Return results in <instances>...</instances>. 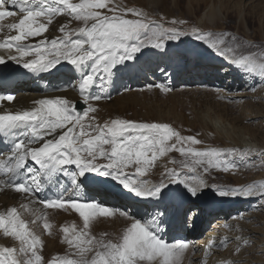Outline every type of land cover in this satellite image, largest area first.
<instances>
[{
    "label": "snow or ice",
    "instance_id": "6c2138e0",
    "mask_svg": "<svg viewBox=\"0 0 264 264\" xmlns=\"http://www.w3.org/2000/svg\"><path fill=\"white\" fill-rule=\"evenodd\" d=\"M129 15L136 18H127ZM60 16L68 18L57 28L60 35L45 37L44 33ZM72 21L81 22L82 26L73 28ZM170 23L182 25L186 22L172 20ZM191 31L196 40L226 57L241 74L264 80V51L237 54L241 47L256 45L251 42L238 44L235 36L229 41L227 33H205L195 27ZM185 34L179 27H165L148 20L140 10L116 6L113 0H0V50L7 52V56L0 55V64L11 60L32 74L59 72L66 68L67 72L79 77L78 82L72 84L76 75L71 76L66 87L78 91L81 101L88 105L80 112L76 101L56 96L37 99L31 108L0 111V138L8 145L6 158L0 159V192L10 189L21 194L28 201L21 204L25 210H29L30 205H42V209H31L35 217L31 223L41 221L48 234L53 225L43 210L72 209L83 221L80 231L74 224L61 229L62 242L75 249L73 255L77 258H54L49 264H179L189 248L184 240L166 241L160 234L162 221L156 217L148 219V214L138 215L94 200L73 198L72 188L62 187L54 196L38 195L58 184L61 175L71 174V183L78 189L77 177L96 173L110 177L137 198L163 202L168 195L164 189L173 184H183L186 192H181L180 196L185 200L200 198L203 190L209 187L203 179H185L176 168L167 169L159 183L141 179L147 176L158 157L170 151L191 158L190 163L187 159L179 162L190 172L197 167H202L204 173L213 167L229 172L241 166L232 153L188 146L202 141L182 136L166 123L113 119L100 125L92 123L95 117L87 125L83 123L90 112L97 111L91 101L104 98L92 92L98 83L103 87L114 73L122 70L120 65L135 59L142 48L162 49L165 41L179 40ZM36 37L42 39L29 42ZM149 87L171 91L164 85ZM14 99V95H0V102ZM241 161H244L243 155ZM129 168L134 171L126 172ZM212 189L221 198L258 197L264 201V184L212 185ZM116 215L131 221L117 240L105 241L90 235V222L96 217ZM0 231L19 242V248L0 247V264H42L38 251L42 248V240L16 207L0 212ZM219 243L226 246L227 241ZM214 245V241L209 242L206 254ZM92 253L94 255L89 258Z\"/></svg>",
    "mask_w": 264,
    "mask_h": 264
},
{
    "label": "rangeland",
    "instance_id": "374dc122",
    "mask_svg": "<svg viewBox=\"0 0 264 264\" xmlns=\"http://www.w3.org/2000/svg\"><path fill=\"white\" fill-rule=\"evenodd\" d=\"M170 2L171 3H169L170 6L168 5V9L169 7L171 8L174 7V1L172 0ZM244 2L245 0H243L242 6H239L235 9V7H233L235 0H230V1L207 0V3L205 4L202 3L203 5H200V6H197L193 0H184L183 2H181L182 6L180 9L175 8L174 12L173 10L169 12L170 9L169 10H166L163 8L161 9L158 5L159 3L154 4L153 2L151 3V0H144L143 7L132 3L129 6H126L123 8L140 10L145 14V17L148 20L155 21L158 24H163L165 27L174 26V27L181 28L186 33L184 36H182L179 40H168L169 42L174 43L175 50L181 49L185 51V50H189L190 47H200L205 51L210 50L208 48H205L204 47L205 44L196 40L194 36L192 35L191 30L192 28L195 27L199 29L201 32H205V33H208V32L214 33V34L227 33L229 34L226 38L227 40H230L233 36H235L237 37V42L240 44L251 42L253 45H256V47L239 48L240 52L237 53L238 55L239 54L247 55L251 53H260L264 51V29L262 28V25H261L263 24V19H264V9H263L264 0H262V5L259 4L260 1H256L250 4L251 1L248 0L246 2L245 7H244ZM117 6H120V5H117ZM229 6H231L234 9H231V7ZM254 6L259 7L260 9L259 17H260V21H262L261 23L259 21V17L257 18L253 14L252 12L253 8L250 9L251 7H254ZM210 7L217 11V16L215 17V20H213L214 23L212 22L211 24L209 23V16L207 13L209 12ZM205 16H208V17H205ZM127 18L134 19L136 17H132L129 15ZM172 20L185 21L186 23L182 25L181 24L172 25L170 23ZM168 41H165V42H168ZM120 68L122 70L117 73L118 76H115L117 81L114 84L115 93L112 97H110L112 99L103 98L99 101H96V100L91 101V105L93 107L94 105H97V103L99 102H102V101L105 102L104 105H102L103 109H101V112L99 115L101 120H107L108 122H110L112 120L110 117H112L113 115L121 114L122 117L127 118V120L138 121V122L149 121V122H157V123H166V124H169L173 129L175 125H179L182 123H187L185 125H190L191 123L194 122L200 130V133H198L195 138L198 139L199 137L203 136L202 133L206 131L208 134L212 133L213 137L211 141H214L215 143V144L212 143L209 146L201 145V144H198L195 146L204 148V147H212L214 145L213 147L220 148L222 150H228L230 148H234L235 150H237L235 152L236 155L239 153L245 156L248 155V159L252 158L251 160H248V162H254L257 160L259 161V159H261L260 162L255 163V165L256 166L261 165L260 171L261 170L264 171V155H261V153H264V142L261 140L264 138V133L257 132L255 134L256 138L255 137L253 138L247 135L245 125L234 126L232 124V119L237 117L240 114V110L238 109L232 114H230L228 111H224V107L221 101L223 102L226 100H222L220 97H218V94H215V93L208 94L205 92H201L202 91L201 89L204 85L203 83H201L202 81L194 80V78L190 80L191 78L189 79L188 76L185 75L182 78V82H180L179 84H176V82H173V84L172 83L170 84V80H171L170 75L163 76L162 74L161 77H159V75L157 78L150 77L151 80H153L150 82H147L144 80L135 82L134 79H133L134 81L131 82V80L121 79V75L123 73V65H120ZM221 69L223 70L224 68H221ZM199 79H202V78H199ZM213 80L217 82L216 79H213ZM150 85H164V86L168 85V87L171 88V91L162 92L160 91L159 88H156V87L150 88L149 87ZM247 87L248 86H246L244 83L243 87L240 86L239 90H237L236 92L234 90L230 92L228 94L230 96V99L231 97H233L232 99H237L240 106L242 105L244 106V104L248 103L249 101H253L255 98L257 99V97H259V95L256 94V90L258 89V87L255 89V91L253 90L252 92H249ZM260 87H264V86L260 85ZM95 90H96L94 92L95 94L102 95V88L99 83L97 84ZM186 91H190V93L182 95V93ZM207 101L209 104L205 103ZM180 106L181 107L184 106L185 108H180ZM87 107L88 105H86V108ZM95 113L96 112L94 113L90 112L89 116L85 118L84 122L88 123L91 119L90 115L95 114ZM255 116H254V120L249 121L248 123V126L251 129H257V127H260L259 124L264 122L263 120L264 118L261 117L260 119V116L259 117L258 115L256 117ZM244 138L250 141L245 142ZM199 147H197V150L200 149ZM176 152L177 151L173 150V151L168 152L163 157H158L156 160V168H149L147 176L142 177L141 179L148 180L150 183H159L162 178L156 179L155 174L161 175L162 168L164 170L166 169V166L161 167V165L164 164L166 161H168L172 157V155L175 154ZM100 162L103 163L104 161H100ZM169 163L170 161H168V164ZM211 169L214 171L213 173L212 172L204 173L202 167H197L196 171L191 172L190 174L191 177L194 179V181L203 179L207 183L209 187L205 188L203 192L213 191L212 185H216V183H214L211 180H215L214 174L216 173L220 175L217 177L218 180L222 181L220 182V185H217V186H229V187L239 186V184H235V182L230 178L229 174H226L225 172H219L218 169L214 167ZM250 169H252V170H249L250 172L248 171V176L250 177V181L252 180V183H256L257 181H259L257 177L258 175L257 173H255L256 170L255 168H250ZM178 170L180 171L181 176L186 177L185 175L186 169L179 168ZM125 171L131 173L134 171V169L129 168V169H126ZM227 179L229 181H227ZM106 180L110 184H116V185L119 184L118 182L112 180L110 177H106ZM225 181L226 183H223ZM83 185L87 186V183L84 181ZM83 185H82V192L83 190L85 191V188H86ZM97 195L98 197L100 196L99 194ZM0 202H4V205H7V204L9 205L10 200L5 201L3 199V196L0 195ZM12 205L17 206L16 202H13V201H12ZM104 205H107V204H104ZM240 205L241 207L239 206L238 209L235 210V212L232 211L228 213L230 214L228 215L229 216L228 223L229 221L232 222L236 220L237 222H240V223H243V221H245L244 218H241L240 220L236 219L239 216L238 212L240 211L242 212V207H244V203H240ZM16 208L18 209L20 207L17 206ZM127 209H128L127 210L128 212L136 213L138 215L148 214L146 217L148 219L156 217L160 221H162V223L160 224V230H161L160 234L161 232H163V228L165 230L166 226L168 225V224L166 225L165 223L170 220L168 219V221H166L165 216L161 211H154L151 213V210L149 211V209L134 208V206H130ZM18 211L21 213L22 218L26 222L29 223V226L30 227L32 226L33 229L32 228L31 229L35 230V232L40 236L42 240V248L38 249L39 254L41 256L45 252L44 261H42V264H48L49 261L50 260L52 261L54 258L55 259H60L64 257L77 258L76 256L73 255V253L75 252V249H70L66 243L62 242L64 238V233L61 231V229L65 226L71 227L74 224L77 228V231L82 230L83 221H82V218L78 215V213H76L72 209H68L67 211L60 210V209L43 210L46 212L49 222L53 225L52 229L50 230L51 234H48L44 231L41 221H37L36 224L31 223V221L35 218L32 212L30 213L29 211L22 210L21 208L18 209ZM166 212L168 211H165V213ZM255 212L258 213V209H256V207L255 209H250V211H244L245 217H247L246 218L247 226H249L248 230L246 231H250L249 235H252V232H253L252 230H255L252 235V239L248 236H241L240 239H237L238 236L231 238L228 235H224L225 232L221 231L222 233L220 232V236H223L221 238H224V240L226 238V241H227L226 246H221L219 249L210 250L209 253L204 254V255L203 253L201 254V252L205 251L204 250L206 246L205 242L208 243V240L210 242V239H212V237H214V239L216 240L220 238L218 233L212 234V232H214L221 217H219V215H217V217L215 216L213 221L208 224V227L205 230V232L201 235V237L196 238V240H193L192 238H190L191 236H188L187 231L189 230H186L187 228L185 230H182L183 229L182 227L181 230L186 237L184 241L189 243V248L183 253L182 257L183 258H186V257L189 258L191 256L193 258L197 257L198 261H196L195 264H230V263L232 264L233 263L235 264H258L260 263V261L257 262L256 259H254L253 261V259H251L249 255L248 256L246 255L248 257L247 263L242 258L241 259L238 258L235 262L234 261L232 262L231 259L226 260L227 257L225 256L228 250H231L234 248L233 245L235 242L240 243L243 241L245 242V241L250 240V243L252 242L250 246H248V249H250L252 248L254 244L258 242V240L264 239V231H263L264 226L257 224L258 222L251 223L250 221L253 219L252 217L255 214ZM263 215L264 213H262V217ZM187 222L188 220L185 221L184 224H186ZM130 223L131 221L129 219L124 218V217H119L118 215H116L115 217H96L93 221L90 222V227L88 231L90 235L95 236L97 239L102 238L105 241L107 240L115 241L118 239L122 231ZM166 229H168V227ZM165 240L169 242L177 241L173 237L170 240H167V239ZM0 243L2 247L19 248V242L15 241L11 237H5L2 231H0ZM263 245L264 243L258 244V246H263ZM202 246L204 247V249ZM244 247L245 246L243 245L242 246L238 245L239 252L242 253L245 249ZM190 250H192L193 252H199V253L197 254L194 253V255H192L193 253L188 254L190 253ZM262 254H264V252L257 254L258 255L257 257L263 256ZM92 255H94V253L89 254V258H91ZM252 255L253 254H251L250 256ZM262 264H264V262H262Z\"/></svg>",
    "mask_w": 264,
    "mask_h": 264
},
{
    "label": "bare ground",
    "instance_id": "6f19581e",
    "mask_svg": "<svg viewBox=\"0 0 264 264\" xmlns=\"http://www.w3.org/2000/svg\"><path fill=\"white\" fill-rule=\"evenodd\" d=\"M113 1H114V5L117 4V5H120V7L121 6L122 7H126V6H129L132 3L133 4H137L138 6H141V7L144 6L143 5V1L144 0H113ZM170 1H172V0H151V3L152 2L154 4L159 3L158 5H159V7L161 9L162 8L166 9V10L170 9L169 12H171L172 10L174 12L175 8H178V9L181 8V6H182L181 2H183L184 0H173L174 1V7H172V8L169 7V9H168V5H169V3H171ZM193 1L196 3L197 6L203 5L202 3H204V4L207 3V0H193ZM226 1H230V0H226ZM247 1L248 0H245L244 7L246 6V2ZM250 1H251L250 4H252V3L256 2V1H260L259 4L262 5V0H250ZM33 2H36V0H33ZM74 2H75V0H74ZM242 2H243V0H235V3H234L233 7H235V9H236L239 6H242ZM153 7H155V6H153ZM227 7H228V5H227ZM229 7H231V6H229ZM157 9H159V8H157ZM231 9H234V8L231 7ZM250 9H252L253 14L258 18L259 17V12H260L259 7L254 6V7H251ZM207 13H208V16H209V23L211 24L213 22V20H215V17L217 16V11L210 7L209 8V12H207ZM208 16H205V17H208ZM67 19L68 18L65 17V16L58 17L56 19L55 23L52 26H50L49 31L44 33V36L51 38L52 36L60 35V33L57 31V28H58V26L61 23H65L67 21ZM259 21H260V17H259ZM261 22L262 21H260V23ZM261 25H262V28L264 29V19H263V24H261ZM80 26H82L81 22L72 21L71 27L78 28ZM40 39H42V37L32 38L29 42L39 41ZM260 42H262V41H260ZM236 43H238V42L236 41ZM255 43H257V42H255ZM238 44H240V43H238ZM204 47L207 48L206 45ZM195 50H197V52H198L197 53L198 58H201L202 56L205 57L206 56L205 54H209L212 58L221 59V61H223L225 63V65L223 67H221V68H224L223 70L219 67V65H212L210 63L207 65L206 68H204L207 71L215 72V74H218L219 76H213V75H210L208 73L207 75H204V76L201 77L200 74H198V72H197L198 71L197 68L194 69L193 74L196 75L195 79L202 78L201 80L205 81L206 85L208 84V85L215 86V87L203 86L202 89H201L202 90L201 92H205V93H208V94L209 93H215V94H218V97H220L222 100H226V101H223V102L221 101V103L223 104L224 111H228L230 114L234 113L235 111H237L239 109L240 110V114L237 117L232 119V124L234 126L245 125L246 126L245 129L247 131L246 132L247 135H249V136L254 138L255 134L257 132L264 133V122H262V121H261L262 123L259 124L260 127H257V129H251L248 126L249 121L254 120V116L255 115L256 116L258 115V117L260 116V119H261V117L264 118V109H263L264 108V97H262V96H264V87H260V85L264 86V80H260L259 78L253 79L251 76L243 75L239 71H236L234 73L230 72V70H232L233 65L230 63V61L226 57H222V56L216 54L212 50H208V51L206 50L205 51V50H203L200 47H190L189 50H185V51L181 50V49L175 50L174 43L168 41V42H165V47L162 48V49H156V48H153L151 46H147V47L142 48L141 51L136 54V56L141 55V57H136L132 61L136 62L137 60H139V58L142 60L144 55H146L147 57H149L150 55L151 56L154 55V57L159 55V59L161 61H163V63L165 64V65H161V68H160L161 74H164L163 76H166V75H168L167 73L169 71V73L171 75H174L173 77H171L170 84L171 83L173 84V82H176V84H179L180 82H182V77L180 79H177L178 75L180 74V70L179 69L183 68V66H184L183 64L186 63L188 61V59H190L189 56ZM239 52H240V49H238L237 53H239ZM201 53H203V54H201ZM0 55L7 56V52L5 50H0ZM144 61H147V60L145 59ZM132 63H131V61L130 62L127 61V62H125L123 64V73L121 75V79L131 80V82L135 80V82H136V78H133L134 68L132 66L133 65ZM146 63L144 62V67L146 66ZM169 63H173V64L169 65ZM178 64H181V66H179ZM151 66H153V64H151ZM67 67H70V66H67ZM211 67H213L214 69L210 70ZM146 69H148V68H146ZM157 69H156V71L154 69L152 72L148 71V74L150 75L151 78H157L158 77V75L156 74L157 71H158ZM176 70H179V71L177 72ZM10 71L19 72V75H21L22 73H26V74L29 73L22 66H20L19 64H17L14 61H11V60H7L6 63L0 64V75L1 76H5ZM203 73H205V72H203ZM45 74L46 75L40 81L32 80V81H30V82H28L27 84H24V85L14 84L13 86H11L9 88L8 91H5V92H2L1 89H0V95L8 94V95H14V97H15V99L13 101H11V102H8V101L0 102V111L31 108L33 106L32 102L37 100V99H40V98H51V97H56V96L66 97V98H68L70 100H73V101H76V102H82L81 98H80V96L78 94V91L72 90L71 87H66V85L68 84L69 78L71 76H73V75H76V79H73L71 81L72 84H76L78 82V79H79L78 74L69 73V72H67L66 68H62V70L59 71V72H52V73H45ZM37 75L38 74H36L35 76H37ZM115 76H118V74L114 73V75L111 77V79L109 81L104 82L103 87H101L102 88V96L104 97V99H109L115 93L114 84L117 81ZM188 76H190V75H188ZM11 79H12L11 81H15L16 80V78H13V77ZM213 79H216L217 82L214 81ZM121 81H123V80H121ZM121 81H120V83H121ZM139 81H142V79H139ZM210 81H211V83H210ZM244 83H245L246 86H248L247 89L249 90V92H252L253 90L255 91V89L258 87V89L256 90V94L259 95V97H257V99L255 98L253 101H249L248 103L244 104L245 107L243 105L240 106L237 99H232L233 97H231V99H232L231 100L230 96L228 95L233 90L235 92L237 90H239L240 86L243 87ZM62 87H64L65 90L64 91H59L58 89L62 88ZM216 87H221V88L217 89ZM95 89H96V87L94 89H92L93 94H95L94 93L96 91ZM189 93H190V91H186V92H183L182 95L189 94ZM110 99H112V98H110ZM183 102H185V101H183ZM104 103L105 102L102 101V102L97 103V105H94V107L97 109V111H96L95 114L90 115L91 118L92 117L96 118L94 121H92L93 124L103 125L107 121V120H101V118L99 116L100 112H101V109H103L102 105H104ZM202 103H203V101H202ZM205 103L209 104L208 101L205 102ZM180 108H185V107L184 106H182V107L180 106ZM110 118L112 120L113 119H127V118L122 117L121 114L113 115ZM147 118H148V116H147ZM108 120H110V119H108ZM143 122H149V121H143ZM84 124L87 125L88 123L84 122ZM185 124H187V123H182V124H179V125H175L174 129L179 131L182 136H194V137H196V135L198 133H200V130H199L198 126H196V124L194 122L191 123L190 125H185ZM209 134L206 131H204L202 133L203 136L198 138L200 141H202L201 145H208L209 146L210 144L214 143V141H211V139L213 137L212 133L210 135ZM47 138H51V137H47ZM263 139H261V140L264 142ZM244 141L248 142L250 140H246L244 138ZM213 146L212 147L200 148L199 146H195V145L191 146L190 145V147H192L194 149H197V147H199L200 149H198V150H204V149H218V150H222L220 148H216V147H213ZM105 147L107 148L109 146H105ZM222 151L225 152V153L234 154V159H236L238 162L241 163V166L238 169L232 170V171H229V172H225L226 174L230 175V178L235 182V184H239V186L240 185L247 186L249 184H252V180L250 181V177L248 176V171L252 170L250 168H255V170H256L255 173H257V175H258L257 177H258L259 181H257L256 184H264V171L263 170L260 171L261 165H257V166L255 165V163L260 162L261 159H259V161L257 160V161H254V162H248V160H251L252 158L248 159V155H246V156L243 155L244 156V161H241L242 154L238 153L237 154L238 156H237L235 154V152L237 150H235L234 148H230L228 150H222ZM6 155L7 154H4L2 159L6 158ZM186 159L190 163V161H191L190 157H183V156L180 155L179 152H176L168 160V161H170L169 164H168V161H166L164 164L161 165V167L166 166V169L164 170L162 168L161 175L160 174H155V178L156 179H161L162 178V174H164L167 169L184 168V167L181 166V163H179V162L185 161ZM171 161H176L177 163H172ZM150 168H156V161H154L153 166H151ZM184 169H186V173H187V174L185 173L186 177H184V178L185 179H189L191 181H194V179L190 175L191 172L188 170V168H184ZM218 171L219 172H224V171H221V170H218ZM209 172L213 173L214 171L212 169H210ZM91 174L92 173H88V174H86V177H80V178L84 179V181L87 183V186L89 185V179H86V178H91L90 177V176H92ZM69 176H70V181H72V179H73L72 175L69 174ZM218 176H220V175L217 174V173L214 174L215 180H211L214 183H216V185H220V182H222V181L218 180V178H217ZM97 179L100 182L106 184L108 187H111L113 190L117 191L118 193L122 192V194L129 196V199L132 200V201L131 202L127 201V204H128L127 207L134 206V208H146V207H143V204L139 205L140 201H146V199L142 200L140 198L135 197L134 194L129 193L127 190H125L122 187V185H119V184L116 185V184L108 183V181L106 180V177L102 178L101 176H99ZM77 180H78V177H77ZM227 181H229V180L227 179ZM78 182H80V181H78ZM223 183H226V181L223 182ZM81 184L83 185L84 183H81ZM179 186H181V188ZM65 188H67V187H65ZM73 188H74V186H73ZM164 192H167L168 195L164 198L163 202L158 201V200H155V201L159 205L160 204H165L164 208H167L168 212L169 211L170 212H174L175 208L179 206V203H180L181 200L182 201H188V199H189V200H193L194 201V202L188 203L189 205L187 206L189 208V213H190V221H189V225L187 227V230H189L188 231V236H191L190 238H192L193 240H196V238L201 237V235L207 229L208 224L210 222H212L213 218L215 217L214 216L215 213L213 211H211V213L209 214V216H211V217L208 220L204 221V218H202L203 212L201 211V206H200L201 204H205L206 201H208L210 199L230 200L232 202L233 201H237V204L244 203V207H242V212L241 211L238 212L239 216H238V218H236V219H239V220L241 218H244L245 221H243V223L237 222V220L236 221H232V222L229 221V223H228V218H229L228 215H230V214H221V216H220L221 218H220V220L218 222V225L216 226L214 232H212V234L213 233L214 234L218 233L220 238L216 240V239H214V237H212V239H210V242L215 241V243H217V244L214 245V247L211 250L219 249L222 246L219 243L221 240H224V238H221L223 236H220V232L221 231L225 232L224 235H228L231 238L236 237V236H238V237L248 236V237H250L252 239V235H253L255 230H252L254 228L251 229L253 231L252 235H249L250 231H246V230H248L249 226H247V219H246L247 217H245L244 211H250V209H255V207H256V209H258V213L255 212V214L252 217L253 219L250 220V221H251V223L252 222H255V223L258 222L257 224H260V225L264 226V215L262 217V213H264V210H263L264 209V201L260 200L258 197L221 198V197L216 196L213 193L214 191H211V192L204 191L203 192L204 194L200 198L189 197L187 200H185V199H182L181 196H180V193L183 192V184L170 185L169 188L164 189ZM73 193H75V189H73ZM97 194L100 195L99 196L100 200H96V201H102V197H104L103 198L104 201H108V200L110 201V199H112V197L110 195H108L106 193H102V191H99ZM0 195L3 196V199L5 201L6 200H10L9 205L8 204L4 205V202H0V212L6 211L7 209H9L11 207L19 206L21 208V204L28 203V201L25 200V198L21 194L15 193L14 191H12L10 189H6V190L0 192ZM12 201L16 202L17 206L12 205ZM124 206H126V205H124ZM168 206H170V207H168ZM20 208H18V209H20ZM33 208L42 209V205H30L29 206V210H25L23 208H21V209L25 210V211H29L31 213L32 212L31 209H33ZM187 220H188V218H187ZM166 221H168L167 218H166ZM170 221L171 220L166 222V225L167 224L169 225ZM202 221H204V222L202 223ZM168 225L166 226V228L168 227ZM173 226H174V228L176 230H179V229L182 228V226L180 224L173 225ZM31 228H32V226H31ZM163 230H164V228H163ZM263 231H264V228H263ZM34 232H35V230H34ZM256 241H257V239H256ZM251 243H250V240L249 241H245V242L243 241V242H240V243L239 242H235L234 245H233L234 248L232 247L233 249L228 250L227 253L225 254V256L227 257L226 260L231 259L232 262L233 261L235 262L238 258H240V259L242 258L247 263L248 262V257L247 256L249 255V257L251 259H253V261H254V259H256L257 262L260 261V263L262 264V262H264V254H262L263 256H259V257H257L258 256L257 254H260V253L264 252V245L263 246H258L259 243H264V239L263 240H258V242L252 246V248L248 249V246H250ZM208 244H209V240H208V243L205 242V245H206L205 249L202 246L205 251L201 252V254L202 253H203V255L206 254V249H207ZM238 245L245 246L244 247L245 249H244V251L242 253L237 251ZM0 247H2L1 243H0ZM209 252L210 251H208L207 253H209ZM191 253H193L192 255H194V253L197 254L199 252H193L192 250H190V253H188V254H191ZM251 254H253V255L250 256ZM44 256H45V252L42 254V261H44ZM245 259H247V260H245ZM196 261H198L197 257H195V258H193L192 256L189 257V258L188 257H186V258L181 257L179 263H181V264H195ZM260 263H258V264H260ZM230 264H232V263H230ZM233 264H235V263H233Z\"/></svg>",
    "mask_w": 264,
    "mask_h": 264
},
{
    "label": "water",
    "instance_id": "95a60500",
    "mask_svg": "<svg viewBox=\"0 0 264 264\" xmlns=\"http://www.w3.org/2000/svg\"><path fill=\"white\" fill-rule=\"evenodd\" d=\"M76 108H77L78 111L83 112L84 109L86 108V106L82 102H78L76 104Z\"/></svg>",
    "mask_w": 264,
    "mask_h": 264
}]
</instances>
